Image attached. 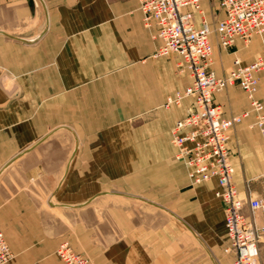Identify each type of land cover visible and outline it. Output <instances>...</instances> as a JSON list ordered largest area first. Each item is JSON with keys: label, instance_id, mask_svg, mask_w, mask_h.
Instances as JSON below:
<instances>
[{"label": "crops", "instance_id": "1", "mask_svg": "<svg viewBox=\"0 0 264 264\" xmlns=\"http://www.w3.org/2000/svg\"><path fill=\"white\" fill-rule=\"evenodd\" d=\"M205 2L197 26L223 17L217 0L211 13ZM155 32L136 0H0V232L13 255L8 264H61L62 242L91 264H231L216 181L190 185L174 160L170 130L192 101L164 105L191 80L178 73L177 56L157 55ZM211 42L223 62L213 59L218 76L234 58H264L258 36L227 50ZM256 76L264 103V69ZM214 103L225 118L250 109L238 87L214 94ZM129 112L152 114L134 135L112 134ZM253 123L249 114L229 132L232 181L242 198L264 199V134ZM112 140L134 146L113 152ZM253 218L264 225L260 213Z\"/></svg>", "mask_w": 264, "mask_h": 264}, {"label": "built area", "instance_id": "2", "mask_svg": "<svg viewBox=\"0 0 264 264\" xmlns=\"http://www.w3.org/2000/svg\"><path fill=\"white\" fill-rule=\"evenodd\" d=\"M223 17L213 25L201 18L196 25L195 15L202 16V0H136L144 27H155L153 39L160 41L158 56L174 54L177 70L188 75L190 84L173 97L167 105H180L189 98L191 111L178 119L170 130V143L175 149L174 159L187 171L191 185L215 180L214 196L224 205V228L227 245L224 253L231 256V264H261L259 244L264 227L259 230L253 215L264 218V199L247 194L245 198L232 181L230 158V130L253 114L255 126L264 134V103L255 97L258 90L257 73L264 69V58L242 65L234 58L221 76L212 69L214 46L211 37L223 50L235 39L244 44L258 36L264 51V0H217ZM238 87L246 96L250 109L240 115L223 117V108L214 103V94ZM247 207L251 216L244 214ZM61 264H90L81 253L66 242L56 249ZM12 253L0 232V264H8Z\"/></svg>", "mask_w": 264, "mask_h": 264}, {"label": "rangeland", "instance_id": "3", "mask_svg": "<svg viewBox=\"0 0 264 264\" xmlns=\"http://www.w3.org/2000/svg\"><path fill=\"white\" fill-rule=\"evenodd\" d=\"M204 8L206 10L207 13H211L213 10V0H206L205 4H204ZM212 17V19L214 18V15L212 16V14L210 15ZM229 52V50H228ZM225 53V52H224ZM214 54V52H213ZM226 54V53H225ZM214 56V55H213ZM213 59L215 60V62L218 64V65H221L222 66V61L220 59V54H215V57H213ZM213 64V63H212ZM179 73V72H178ZM175 105V104H173ZM164 106H169L167 105V100L165 102V105ZM175 106H178V105H175ZM150 114L152 113H145V112H134V113H131L129 112L126 117H124L123 119H120L119 121H116L113 125H116L115 129L114 127L112 128V134L113 132L116 130V131H119V134H120V131H121V134L120 136L121 137H128V136H131V135H134L135 131L137 128H139L138 126L141 125L142 122H145L146 119H148V117L150 116ZM80 115V124L81 123V115L82 113L80 112L79 113ZM167 135V134H166ZM130 146H134L132 145L131 143H129L128 140H123V142L121 143H117V142H114L112 140V151H123L125 149H128ZM168 146H169V142H168ZM175 160V159H174ZM177 162V161H176ZM179 163V162H178ZM186 169V168H185ZM186 176H187V171H186ZM188 178V177H187ZM189 181V180H188ZM190 183V182H189ZM191 185V184H190ZM258 227V225H257ZM264 227V225H262L261 227H259L258 229L261 230L260 228ZM9 247V246H8ZM262 247V250H261V253H260V262L262 260V263H264V237H262L261 239V242L259 244V249ZM10 249V248H9ZM12 253V252H11ZM83 256H85V258L88 259L89 263L91 264L89 258L81 253ZM12 258H13V255H12Z\"/></svg>", "mask_w": 264, "mask_h": 264}, {"label": "bare ground", "instance_id": "4", "mask_svg": "<svg viewBox=\"0 0 264 264\" xmlns=\"http://www.w3.org/2000/svg\"><path fill=\"white\" fill-rule=\"evenodd\" d=\"M229 89V88H228ZM227 90V89H226ZM225 91V90H224ZM224 91H222V92H224ZM221 93V92H220ZM233 173H234V168H233Z\"/></svg>", "mask_w": 264, "mask_h": 264}]
</instances>
